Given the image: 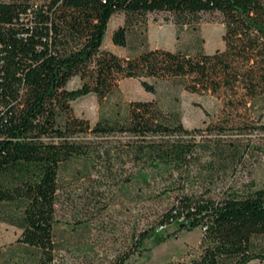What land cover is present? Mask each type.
Listing matches in <instances>:
<instances>
[{
  "label": "trees",
  "instance_id": "trees-1",
  "mask_svg": "<svg viewBox=\"0 0 264 264\" xmlns=\"http://www.w3.org/2000/svg\"><path fill=\"white\" fill-rule=\"evenodd\" d=\"M117 13L123 24L112 31V45L127 48L130 33L141 48L126 58L101 50ZM156 13L170 19L176 41L181 30L192 31L190 45L147 49L145 16ZM213 13L223 25V48L207 54L197 27L201 15ZM75 76L80 86L66 91ZM123 78L152 95L156 82H175L188 93L220 97L234 112L264 103V0L0 1V223L19 231L15 243L31 264L53 261L59 171L100 157L87 136H122L114 151L135 168L123 181L148 189L161 182V192L170 191L157 228L201 230L196 259L163 264L264 262V181H239L248 146L221 138L226 130L264 132V125L228 113L208 131L214 138L195 141L177 111L163 112L153 101L130 102L92 126L72 114L69 102L93 95L101 104ZM152 231L139 233L128 254ZM0 264L11 263L0 256Z\"/></svg>",
  "mask_w": 264,
  "mask_h": 264
},
{
  "label": "rangeland",
  "instance_id": "rangeland-1",
  "mask_svg": "<svg viewBox=\"0 0 264 264\" xmlns=\"http://www.w3.org/2000/svg\"><path fill=\"white\" fill-rule=\"evenodd\" d=\"M145 21L147 49L174 51L188 47L193 41L194 33L189 29L181 30L176 41V29L166 14H147ZM122 24L121 14L110 17L101 50L126 58L141 51V48L131 40L130 33L127 48L112 45V31ZM197 28L205 53L211 54L223 48V25L216 13L201 15ZM145 81L153 83L149 79ZM80 84L77 76L72 77L65 84V90H74ZM155 88L154 95L148 94L140 88L137 80L123 78L117 82L116 92L101 104L93 95H87L69 102V106L75 117L86 120L92 126L100 117L110 116L116 111L123 113L130 102L153 101L163 112L177 111L182 127L193 131L195 141L214 138L212 134H207L208 131L217 123H224L228 113L234 121L243 118L252 124L264 125V103H257L249 109L247 104L246 110L237 109L234 112L220 97L209 93L191 94L175 82H156ZM226 133L222 140L248 146L238 180L263 182L264 132L236 134L226 130ZM84 140L100 157H95L86 165L75 159L58 173L52 264H112L114 259L123 255H128L124 264L181 263L196 259L200 254V229L179 231L176 224L156 227L159 216L171 202L170 191L161 192L162 189L167 190L166 186L156 182L148 189L134 181L127 184L123 181L135 172L129 163L119 161V155L114 151L125 139L122 136H87ZM105 152L108 155L103 154ZM151 229L154 231L141 246L128 254L137 235ZM18 236V230L0 223V256L11 264H31L32 256L15 243ZM160 238L162 242H158ZM247 264L264 262L250 261Z\"/></svg>",
  "mask_w": 264,
  "mask_h": 264
}]
</instances>
